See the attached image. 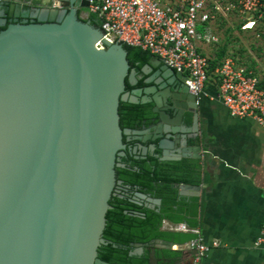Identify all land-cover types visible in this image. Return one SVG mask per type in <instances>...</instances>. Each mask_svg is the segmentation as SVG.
I'll return each instance as SVG.
<instances>
[{
  "label": "water",
  "instance_id": "95a60500",
  "mask_svg": "<svg viewBox=\"0 0 264 264\" xmlns=\"http://www.w3.org/2000/svg\"><path fill=\"white\" fill-rule=\"evenodd\" d=\"M88 7V0L0 5V264H112L99 258V248L108 244L110 201L128 190L117 174L126 167V142H153L161 161L202 159V145H188L198 137L200 105L187 77L157 57L138 73L124 45L83 18ZM141 80L146 88L127 89ZM178 83L183 89L173 98L158 92ZM164 100L183 107L177 117L163 109ZM121 103H153L160 123L123 129ZM186 113L193 114L190 127L182 125ZM173 187L199 196L200 186ZM129 201L157 211L162 204L139 191ZM174 245L132 243L131 255L149 248L150 264H159L157 250Z\"/></svg>",
  "mask_w": 264,
  "mask_h": 264
},
{
  "label": "built area",
  "instance_id": "2783aa9c",
  "mask_svg": "<svg viewBox=\"0 0 264 264\" xmlns=\"http://www.w3.org/2000/svg\"><path fill=\"white\" fill-rule=\"evenodd\" d=\"M87 10L85 16L100 20L109 41L139 47L183 73L198 105L204 98L217 100L232 117L254 120L264 128L260 79L231 56L215 69L212 78L211 58L201 49L219 43L213 26L221 16L238 17L244 31L264 28V0H89ZM259 32L264 34V29ZM209 84L215 86V94L207 91ZM175 230L195 235L188 242L194 251L192 264H202L211 248L219 246L217 241L207 244L199 229L185 223L177 224ZM263 242L264 227L256 244Z\"/></svg>",
  "mask_w": 264,
  "mask_h": 264
},
{
  "label": "crops",
  "instance_id": "0c3cea01",
  "mask_svg": "<svg viewBox=\"0 0 264 264\" xmlns=\"http://www.w3.org/2000/svg\"><path fill=\"white\" fill-rule=\"evenodd\" d=\"M49 2L0 0V5L8 9L15 3L26 9ZM208 48L201 47L207 56ZM211 84L207 91L215 94ZM200 116L202 183L196 185L199 196L190 197L199 198L201 208L199 227L193 229L201 231L207 244L219 242L202 264H264V242L256 244L264 227V128L254 120L232 117L221 102L208 98L200 104ZM176 226L165 221L163 229L179 232ZM162 250L175 254L166 256ZM158 251L159 264H192L194 260L188 243Z\"/></svg>",
  "mask_w": 264,
  "mask_h": 264
},
{
  "label": "trees",
  "instance_id": "16d2710c",
  "mask_svg": "<svg viewBox=\"0 0 264 264\" xmlns=\"http://www.w3.org/2000/svg\"><path fill=\"white\" fill-rule=\"evenodd\" d=\"M89 20L93 25L101 26L100 20L95 15H90ZM235 27L239 31L253 32L242 30L240 21ZM202 29L203 27H200V30ZM262 29L264 28H258V31L253 32L258 41L264 40V34L259 32ZM124 48L128 52L131 68H135L137 71H140L153 57L148 51L139 47L124 44ZM227 56V46H223L210 60V76L212 78H215V69ZM233 58L235 59V57ZM247 70L257 76L256 72L249 67ZM142 84L143 82H140V85ZM260 87L264 90V80H260ZM132 88L133 86L128 84L127 89L131 90ZM153 106V104L121 103L119 108L121 127L123 129H138L150 125L158 117L153 112ZM123 162L125 163V161ZM125 164V168H117L118 179L123 180L141 193L162 199V204L160 211H157L138 206L129 200L112 197L110 205L113 208L107 214V226L104 232V238L108 244L99 248V258L112 264H150V249L145 248L142 255L134 256L131 255L134 250L132 243L144 244L160 239L179 245L188 243L195 237L191 232L164 230L163 225L165 221H169L175 224L185 223L192 229L199 227L198 217L201 208L199 198L180 196L179 189L174 188L173 185L201 184V167L199 160L186 158L180 161H161L153 156L139 160L133 165ZM126 211L128 213H143L144 217L129 215ZM157 252L159 255L158 250ZM160 252H164L163 254L166 256L175 254L169 250Z\"/></svg>",
  "mask_w": 264,
  "mask_h": 264
},
{
  "label": "rangeland",
  "instance_id": "374dc122",
  "mask_svg": "<svg viewBox=\"0 0 264 264\" xmlns=\"http://www.w3.org/2000/svg\"><path fill=\"white\" fill-rule=\"evenodd\" d=\"M87 12V9L84 10V14ZM83 17L86 18L85 15ZM239 21L238 17L233 15L219 17L213 27L219 43L209 45V56L214 58L219 49L227 46L228 56L235 57L239 65L249 67L256 72L260 80H264V40H256L253 32L239 31L235 27Z\"/></svg>",
  "mask_w": 264,
  "mask_h": 264
},
{
  "label": "flooded vegetation",
  "instance_id": "af4514ba",
  "mask_svg": "<svg viewBox=\"0 0 264 264\" xmlns=\"http://www.w3.org/2000/svg\"><path fill=\"white\" fill-rule=\"evenodd\" d=\"M89 1V0H88ZM85 2V1H84ZM34 8V7H33ZM90 16V15H89ZM89 16L88 17H83L85 18L86 20H89ZM138 73H140V71H138ZM185 83H186V80L184 79ZM140 82H143L142 85H140ZM147 85L144 83L143 80L139 81L138 85L136 86H133V88L129 91H132L134 89H138V88H146ZM180 89H183V85L182 83H178L177 85H174V86H170V85H166L164 88L162 89H159L158 92H163V93H166L167 95L169 94L170 96L168 97H171L173 98L174 94H177V90H180ZM166 95V97H167ZM167 97V99H168ZM177 102V101H176ZM179 102V101H178ZM149 104H153V103H149ZM154 105V104H153ZM155 106V105H154ZM154 106H153V109H154ZM163 109L167 112V114H169L172 118H175L178 116V114L180 113V111L183 109V107L181 105H178L176 103H171L169 101H165L164 100V103H163ZM154 112V111H153ZM156 114V113H155ZM158 116V115H157ZM201 117V116H200ZM160 123L159 121V117H157V119H155V121H153L150 125H146V126H143L141 128H138V129H131V130H140V131H145V130H152L154 127H157L158 124ZM188 125L189 127L192 126L193 124V114H190V113H186L185 116L183 117V120H182V125ZM181 125V126H182ZM125 129H130V128H125ZM195 135H198L197 138L195 139H189L188 140V145L189 146H195V145H201V141H200V135H201V131L199 129V132L198 134H194ZM133 137V136H132ZM127 144V150H126V156L125 157H122V160L121 162L124 163L123 161H125V163H128L130 165H133L135 162L139 161V160H144L143 157V148L142 147H147V152H148V155H147V158L149 156H153V157H156V155L160 154V151L159 150H152L151 146L154 144L153 142L149 141L145 144H141L140 142L138 141H130V142H126ZM146 158V159H147ZM158 158V157H157ZM124 163V164H125ZM126 165V164H125ZM121 180V179H119ZM123 181V180H122ZM122 186L124 188H127L128 190L127 191H121L120 193L126 195V197L124 198L125 200H129V199H132L134 198L137 189L136 188H132L130 185L126 184L124 181H123V184ZM118 193V195L120 194ZM135 250V249H134ZM133 250V251H134Z\"/></svg>",
  "mask_w": 264,
  "mask_h": 264
}]
</instances>
